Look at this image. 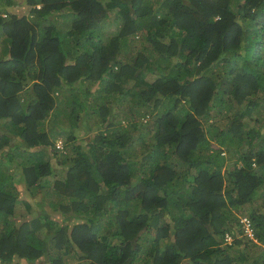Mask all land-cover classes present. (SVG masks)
<instances>
[{
	"label": "trees",
	"instance_id": "16d2710c",
	"mask_svg": "<svg viewBox=\"0 0 264 264\" xmlns=\"http://www.w3.org/2000/svg\"><path fill=\"white\" fill-rule=\"evenodd\" d=\"M0 264H264V0H0Z\"/></svg>",
	"mask_w": 264,
	"mask_h": 264
},
{
	"label": "built area",
	"instance_id": "2783aa9c",
	"mask_svg": "<svg viewBox=\"0 0 264 264\" xmlns=\"http://www.w3.org/2000/svg\"><path fill=\"white\" fill-rule=\"evenodd\" d=\"M241 221L243 223L244 230L246 231L247 235L252 237L253 236V232H252V228H251V225H250V221L247 218V216H243L241 218ZM226 239H230V235L229 234H226Z\"/></svg>",
	"mask_w": 264,
	"mask_h": 264
},
{
	"label": "clouds",
	"instance_id": "9594fccd",
	"mask_svg": "<svg viewBox=\"0 0 264 264\" xmlns=\"http://www.w3.org/2000/svg\"><path fill=\"white\" fill-rule=\"evenodd\" d=\"M60 145H61V144H58V146H60ZM242 217H243V216H242ZM242 217H241V218H242ZM252 238H253V236H252ZM230 239H231V237H230ZM230 239H227V240H230Z\"/></svg>",
	"mask_w": 264,
	"mask_h": 264
},
{
	"label": "rangeland",
	"instance_id": "374dc122",
	"mask_svg": "<svg viewBox=\"0 0 264 264\" xmlns=\"http://www.w3.org/2000/svg\"><path fill=\"white\" fill-rule=\"evenodd\" d=\"M59 144H61V143H59ZM61 146V145H60ZM59 169H62L63 167L62 166H60V167H58Z\"/></svg>",
	"mask_w": 264,
	"mask_h": 264
}]
</instances>
